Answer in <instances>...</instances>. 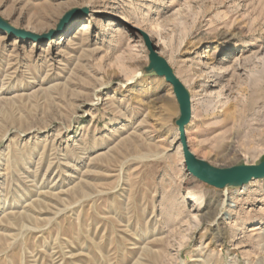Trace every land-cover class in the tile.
<instances>
[{"label": "rangeland", "instance_id": "obj_1", "mask_svg": "<svg viewBox=\"0 0 264 264\" xmlns=\"http://www.w3.org/2000/svg\"><path fill=\"white\" fill-rule=\"evenodd\" d=\"M84 10L62 45L0 29V264H264V178L195 177L179 99L150 71L153 43L199 161L262 164L264 0H0L39 36Z\"/></svg>", "mask_w": 264, "mask_h": 264}, {"label": "water", "instance_id": "obj_2", "mask_svg": "<svg viewBox=\"0 0 264 264\" xmlns=\"http://www.w3.org/2000/svg\"><path fill=\"white\" fill-rule=\"evenodd\" d=\"M85 13L87 14V10L71 12L63 19L57 30L45 36H39L28 31L16 29L7 22L3 21L1 18L0 29L26 39L48 41L55 37H60L61 35H63L67 31V29L73 25L77 17ZM150 47L152 59V67L150 68V71L155 70L160 76H164L167 78V81L173 86L175 94L177 95L181 104L182 116L178 122V125L181 132L187 165L190 172L199 180L219 189L228 186H242L252 181L253 179L264 178V162L258 166H241L226 170H216L199 161L197 157H195V155L191 152L190 147L188 146L186 136V126L190 122L192 116L191 99L189 93L175 76L172 68L169 66L167 61H165L157 54L153 43H150Z\"/></svg>", "mask_w": 264, "mask_h": 264}, {"label": "bare ground", "instance_id": "obj_3", "mask_svg": "<svg viewBox=\"0 0 264 264\" xmlns=\"http://www.w3.org/2000/svg\"><path fill=\"white\" fill-rule=\"evenodd\" d=\"M91 28V21H86L84 23L79 24L76 27H71L69 30L66 31L65 34L61 35L58 38V41L55 42L56 45H62L64 42L71 40L72 38H75L76 35L82 34L87 32L89 29ZM75 34V35H74ZM53 42V41H52ZM121 57V52L120 50L116 51L115 55H114V59H117ZM205 59L209 60L210 58L205 57ZM203 66V65H202ZM231 206V202L229 197H227L224 202H223V208L225 207H230Z\"/></svg>", "mask_w": 264, "mask_h": 264}]
</instances>
